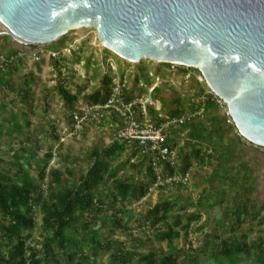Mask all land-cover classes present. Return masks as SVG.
<instances>
[{"label": "trees", "instance_id": "16d2710c", "mask_svg": "<svg viewBox=\"0 0 264 264\" xmlns=\"http://www.w3.org/2000/svg\"><path fill=\"white\" fill-rule=\"evenodd\" d=\"M56 61L55 66L61 70L64 66L61 59ZM76 63H80V58L76 59ZM24 65L25 58L18 60L0 78L2 95H12V106L21 105L25 109L22 125L19 115L9 108L8 103L0 106V264H92L91 258L99 252L111 253V264H264V206H257L252 211L250 201L230 198L234 193L239 196L240 190L246 193L255 190V186L250 184L253 168L249 162L244 165L239 161L242 152L238 142L229 137L231 127L220 116L213 97L202 100L203 92L196 94L199 104L195 113L203 110L200 114L202 118L193 125L188 123L181 127V133H186L187 137L182 150L185 154H179L183 156L179 171L190 173L194 160L201 165L215 160L218 190L210 192L205 188L202 200L187 205H181L178 200L162 199L147 212L141 225L152 229L155 243H166L169 249L167 252L141 253L127 249L125 243L111 237L119 231L128 230L119 217L124 207L118 206L146 198L157 183L155 171L146 160H142L146 161L147 167L145 179L139 178L142 165L131 164L136 152L132 151V159L121 161L130 148L118 138L109 146L94 147L86 158L87 171L78 177L68 169H50V163L57 154L52 147L44 150L39 137L29 132L32 126L29 117L35 112L34 88L38 78L33 72L15 78ZM110 82V75H105L104 88L89 95L87 104L104 103L110 93ZM145 82L149 84L146 78ZM56 92L64 102L67 119L74 129L71 114L77 108L81 91L73 94L70 84L63 79L57 84ZM160 94V88L156 87L153 99L163 111L166 103ZM127 98L133 97L127 94ZM171 102L173 106L168 118L186 114L181 97ZM46 107L49 108L47 102ZM7 112L9 116L5 117ZM149 114L163 121L159 120L153 107L149 108ZM55 133L56 128L52 126L47 134ZM5 137L8 138L5 144L7 150L3 151L1 140ZM16 145L18 148H15ZM210 148L214 156H209V162H206ZM43 150L45 154L39 158ZM129 168L135 170L137 176L126 177L125 172ZM172 173L168 165L163 166L164 179ZM243 173L245 175L241 177ZM211 193L216 196V202L210 203V206L223 208L214 219V228L204 234L203 246L176 247L174 242L182 234L190 236L195 226L204 231L205 225L200 223L205 211L204 203L209 204ZM231 204L234 206L232 209L228 208ZM190 208L194 209L191 213ZM111 211L113 213L109 216ZM39 215L40 223L37 222ZM207 215H210L209 211ZM107 224H110L111 236L103 237L101 229ZM246 224L248 227L244 232ZM255 225L260 229L258 236L251 239ZM38 228L41 231V248L33 245L34 231Z\"/></svg>", "mask_w": 264, "mask_h": 264}, {"label": "water", "instance_id": "95a60500", "mask_svg": "<svg viewBox=\"0 0 264 264\" xmlns=\"http://www.w3.org/2000/svg\"><path fill=\"white\" fill-rule=\"evenodd\" d=\"M0 22L20 44L92 29L129 63L196 69L240 135L264 148V0H0Z\"/></svg>", "mask_w": 264, "mask_h": 264}, {"label": "rangeland", "instance_id": "374dc122", "mask_svg": "<svg viewBox=\"0 0 264 264\" xmlns=\"http://www.w3.org/2000/svg\"><path fill=\"white\" fill-rule=\"evenodd\" d=\"M0 32L2 34L5 31L0 29ZM70 46L72 48L71 53L63 55L60 58L62 65H64L63 67L61 66V70L55 66L56 60L45 57L40 62H35L34 59L25 57L24 68L15 75V78H19L29 72H33L38 78L34 88L35 112L29 117L32 123L29 132L33 136L39 137L40 145L44 147V150L52 147L53 151L57 154L50 163V169H60L62 171L68 169L76 177L81 173H85L88 168L86 158L89 152L96 146H109L113 140L118 138L117 129L121 127L120 121L118 122L116 118L106 116L104 121L86 125L78 130L76 134L67 119L68 111L64 102L56 92V86L60 80L65 79L70 84L73 94H76L79 90L81 91L76 104V107H79L80 105L87 104V97L89 95L104 88L103 79L105 75H110L108 64L112 62L117 68L118 74L123 77L125 76L130 84L128 96L134 98L145 95L147 88L151 86L160 88V97L165 101L166 108L161 111L162 118H159V120H165L168 117V112L173 106L172 99L181 97L186 114L196 115L195 108L199 104L195 98L196 94L198 92H203L204 94L211 93L202 74L198 70L150 61H142L140 64L129 63L107 50L97 39L96 31L92 29L72 31L56 43L47 46V49L60 51ZM17 48H19V44L12 37L0 36V52L11 53ZM77 58H80L79 64L76 63ZM145 78L149 81V84L145 82ZM11 98L12 95H9V97L2 95L0 97V106L4 102L8 103L10 105L9 108H12L19 115L20 124L24 125L22 112L25 109L21 105L13 107ZM46 102L49 104V108L46 107ZM154 102L159 104L155 100ZM219 113L222 118L227 120L225 105L219 108ZM4 116L8 117L9 112L5 113ZM201 116L200 114L196 115L197 118L195 117L196 119L194 118L195 120L189 123L193 125V123L198 122L199 118H202ZM152 120L155 124L160 123L157 119L152 118ZM52 126L56 128V133L49 135L47 133L50 132ZM229 126L231 127L229 134H233V136L239 138L236 134V127ZM180 130L181 128L176 127L169 130V144L177 150L178 154L184 155L185 153L182 150L185 148L187 134L181 133ZM25 131L27 132L28 129H25ZM7 140V137L1 140L3 151L7 150L5 145ZM240 141L245 147H241L240 149L242 157L240 156L239 161L244 165H246V162H249V166L253 168V181L250 184L255 186V190L250 193L240 190L237 194L239 196H236L234 193L230 198L250 201L249 207L253 211L257 206H264V150L242 139ZM15 148H18V146L16 145ZM44 150L40 151L39 158H43L45 154ZM185 151H188V149ZM213 154L214 152L210 148L207 157H205L206 162H209L208 157L214 156ZM132 155V151H127L122 156L121 161L132 159ZM182 158L183 156H179L181 164ZM210 162L209 164L201 165L197 160H194V165L190 170V182L187 185L168 184L165 187H161V189L153 191L140 202L119 205V208L124 207V212L123 214H119V217L127 225L128 230L126 232L119 231L111 238L125 243L127 249L137 250L141 253L149 251L167 252L169 249L167 244L155 243L152 240V229L149 226L141 225V220L162 199L178 200L181 205H187L191 202L196 203L200 199L202 200L205 188H208L210 192L218 190L216 186L219 178L215 177L214 172L217 164L215 160H210ZM131 164L142 165L140 167L142 174L138 175V177L145 179L146 161L133 158ZM125 175L126 177L137 176L136 171L131 168L127 169ZM244 175L243 173L241 177ZM209 201V204L204 203L205 211H203V220L200 223L205 225L204 231H199L198 225L195 226L190 236L182 234L174 242L176 247L188 248V246L193 245L194 248H197L203 246L204 234L214 228V219L219 216V212L223 208L210 206V203L216 202V196L213 193L210 194ZM233 207L232 204L228 206L231 209ZM193 210L190 208L189 213L193 212ZM208 211L210 215H207ZM112 213V211L109 212V216ZM40 221L41 216L39 215L37 222L40 223ZM247 225L243 228L244 232L247 230ZM262 228L264 229V226ZM259 229V226L255 225V231L251 234V239L258 236L257 231ZM101 234L103 237L111 236L110 224L101 229ZM41 242V231L38 228L34 231L33 245H38L41 248ZM201 259H203L202 256ZM91 262L92 264H111V253L99 252L96 257L91 258Z\"/></svg>", "mask_w": 264, "mask_h": 264}, {"label": "built area", "instance_id": "2783aa9c", "mask_svg": "<svg viewBox=\"0 0 264 264\" xmlns=\"http://www.w3.org/2000/svg\"><path fill=\"white\" fill-rule=\"evenodd\" d=\"M0 29L5 31L1 22ZM18 44L19 48L11 53L0 52V78L8 72L11 65L25 57H30L35 62H40L45 57L58 60L63 55L71 53L72 51L71 46L60 51H53L48 50L47 46ZM177 66L190 69L181 65ZM108 68L110 70L111 82L107 100L102 104H84L77 107L71 114L75 132L86 125L104 121L106 116L117 118L121 122V127L117 129L118 139L126 142L130 151L136 152L135 159L146 160L158 177L157 183L151 188L150 193L168 184L187 185L190 182V173H180L179 154L176 149L170 146L168 132L173 127L181 128L185 126L196 115L201 114L203 110L196 115L185 114L175 118L167 117L160 123L155 124L149 114L150 107H153L158 113V117L162 118L161 107L154 102L152 96L156 87L151 86L147 88L145 86L147 88L145 95L128 99L127 94L130 85L128 80L125 76L123 77L118 74L117 68L112 62L108 64ZM137 86L139 87V85ZM2 92L3 89L0 87V97L2 96ZM208 97H213V101L219 108L223 105L226 106V123L235 127L226 103L212 92L210 94L203 93L201 99L205 100ZM236 131L237 136L243 141H246L237 129ZM246 142L249 143L248 141ZM258 148L264 150L262 147ZM164 165H168L173 171L172 175L166 179L163 177Z\"/></svg>", "mask_w": 264, "mask_h": 264}, {"label": "crops", "instance_id": "0c3cea01", "mask_svg": "<svg viewBox=\"0 0 264 264\" xmlns=\"http://www.w3.org/2000/svg\"><path fill=\"white\" fill-rule=\"evenodd\" d=\"M229 137L234 139L236 142H238L239 145V149H241V147H245L244 144L241 143L240 139L236 138L235 136H233V134H229ZM227 140V139H226ZM226 143V142H225Z\"/></svg>", "mask_w": 264, "mask_h": 264}, {"label": "bare ground", "instance_id": "6f19581e", "mask_svg": "<svg viewBox=\"0 0 264 264\" xmlns=\"http://www.w3.org/2000/svg\"><path fill=\"white\" fill-rule=\"evenodd\" d=\"M4 30L6 31V29L4 28Z\"/></svg>", "mask_w": 264, "mask_h": 264}]
</instances>
